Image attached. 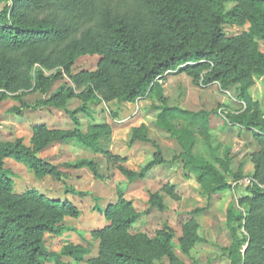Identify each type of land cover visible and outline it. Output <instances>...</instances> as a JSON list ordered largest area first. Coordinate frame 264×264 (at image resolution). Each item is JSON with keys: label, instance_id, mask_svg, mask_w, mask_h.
Returning a JSON list of instances; mask_svg holds the SVG:
<instances>
[{"label": "trees", "instance_id": "16d2710c", "mask_svg": "<svg viewBox=\"0 0 264 264\" xmlns=\"http://www.w3.org/2000/svg\"><path fill=\"white\" fill-rule=\"evenodd\" d=\"M4 1L9 3L0 11V79L6 87L22 82L20 87L34 88L46 96L59 72L46 78L40 67L68 71L79 55L100 52L104 54L101 66L88 75L83 101L97 91L107 99L133 103L152 82L170 70L187 66L185 69L189 68L191 75L197 77L203 68L209 67L207 83L217 80L224 89L238 84L237 98L245 103V110L242 114H226V119L232 125L257 131L253 137L260 150L254 154L253 178L264 186V104L259 107L246 94L254 78L264 77V56L251 40L257 37L264 41V0H229L237 3L230 10H225L226 0H0V3ZM245 22L250 26L249 35L225 37L224 26ZM156 90L162 103L154 107L158 111L156 125L176 138L182 150L183 168L195 174L203 194L226 189L228 184L216 167L228 171V156L221 160L218 155L221 146L216 149L206 146L213 161L208 162L193 154V134L170 123L193 124L200 120L205 129L209 113L169 107L157 86ZM57 96L53 94L35 107L62 108L54 102ZM29 108L21 103L9 112L21 115ZM78 112L89 114L85 104L67 114L75 120ZM109 133L107 125L90 126L85 134L37 127L30 139L31 146H25L22 139L0 141V264H73L83 261L87 254L82 246L71 243L65 244L60 252L45 248V235L60 237L64 232H74L81 236L61 224L64 217L77 219L81 212L67 200L48 199L34 190L13 194L12 173L4 168V159L25 166L38 179L49 176L61 182L64 174L37 154L55 141L73 139L90 152H99V138ZM136 141L150 143L146 136L137 133L130 144ZM163 163L157 151L138 173L122 172L127 182L133 183ZM71 167L88 168L96 179H102L93 160H82ZM173 189L165 185L162 191L175 197ZM69 191L84 196L73 189ZM247 191L251 198L246 216H234L231 211L227 214L232 242L225 252L230 264H264V189L253 184ZM151 200H156L152 206L164 209L160 196L152 195ZM95 210L100 211L97 206ZM104 217L108 224L92 232L99 240L98 255L88 264H158L164 257L172 260L170 264H179L173 261L170 229L157 231L153 238L145 233H132L139 215L128 200L121 197L109 205ZM240 228H244L247 236L239 234ZM184 239L182 244L197 240ZM63 258L70 261L64 262Z\"/></svg>", "mask_w": 264, "mask_h": 264}, {"label": "rangeland", "instance_id": "374dc122", "mask_svg": "<svg viewBox=\"0 0 264 264\" xmlns=\"http://www.w3.org/2000/svg\"><path fill=\"white\" fill-rule=\"evenodd\" d=\"M8 3L9 1L1 2L0 11ZM236 4L226 0L225 10H230ZM249 27L247 22L226 25L225 37L249 35ZM251 40L257 52L264 56V41L257 37H252ZM103 57L104 54L100 52L79 55L68 71L60 67H40L46 78L59 72L46 96H42L34 88L20 87L22 82L11 88L6 87L5 82L0 79L1 142L22 139L25 146H31L30 139L37 127L57 131L78 130L81 134H85L87 128L94 125H107L110 128L108 135L99 138V152H90L73 139L55 141L37 154L64 174L61 182L49 176L38 179L25 166L13 159H4V168L12 173L13 194L22 195L28 190H34L48 199L67 200L81 212L79 218L64 217L61 222L62 225L75 229L81 236L74 232H64L60 237L45 235V248L51 252H60L67 243L82 246L87 254L83 256V261L73 264H88L98 255L99 240L92 232L108 224L104 217L105 209L122 197L131 203L134 212L139 215L132 233H145L153 238L159 230L167 228L172 231L171 253L174 262L230 264L225 252L232 242L228 211L243 218L250 208L251 195L247 188L257 184L264 189L253 178L254 154L260 150L253 137L257 131L232 125L226 119V114H242L245 110V103L237 98L238 84L224 89L217 80L207 83L209 67L203 68L197 77H193L191 70L185 69L187 66L170 70L154 81L167 106L209 113L205 129L200 120L193 124L170 122L177 129L185 128L193 134V154L196 156L212 163L207 145L212 149L221 146L218 149L221 160L228 156V171L215 165L228 187L206 195L197 184L195 174L183 168L180 159L182 150L176 138L156 125L158 111L154 107L161 106L162 103L154 82L133 103L110 100L97 91L87 101H83L81 96L87 89V77L99 70ZM53 94H58L54 102L62 108L51 105L35 107L39 101H46ZM246 94L253 103L263 107L264 77L254 78V83L247 88ZM21 103L30 108L23 110L21 115L9 112L12 108H19ZM83 104L88 108L89 114L78 112L73 120L67 112L75 111ZM135 133L146 136L150 143L136 141L130 144ZM157 151L164 163L151 169L144 179L128 183L122 170L138 173L153 160ZM82 160L96 162L102 179H96L88 168L71 167ZM165 185L173 186L175 197L162 191ZM69 189H73L75 193H83L84 196L71 194ZM152 195L161 197L163 210L152 206L156 202L151 200ZM94 198L98 201L95 202ZM96 206L99 207V212L95 210ZM238 232L247 236L244 228H240ZM184 238L197 240L182 244L181 240H185ZM245 250L246 246L241 251L242 255ZM262 250L264 251V247ZM63 261L70 260L63 258ZM171 262L172 260L164 257L158 264Z\"/></svg>", "mask_w": 264, "mask_h": 264}]
</instances>
